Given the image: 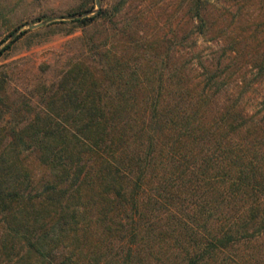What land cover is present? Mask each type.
<instances>
[{
	"label": "trees",
	"instance_id": "obj_1",
	"mask_svg": "<svg viewBox=\"0 0 264 264\" xmlns=\"http://www.w3.org/2000/svg\"><path fill=\"white\" fill-rule=\"evenodd\" d=\"M204 70L127 83L77 60L22 125L0 95V264H264V150Z\"/></svg>",
	"mask_w": 264,
	"mask_h": 264
},
{
	"label": "rangeland",
	"instance_id": "obj_2",
	"mask_svg": "<svg viewBox=\"0 0 264 264\" xmlns=\"http://www.w3.org/2000/svg\"><path fill=\"white\" fill-rule=\"evenodd\" d=\"M95 1L0 0L4 120L22 125L39 113L42 95L77 60L109 74L121 69L120 81L142 84L157 82L156 75L163 82L171 69L187 79L215 69L210 102L237 101L250 115L248 137L260 139L264 150V0H195L202 32L189 8L193 0ZM17 147L19 162L28 164L35 178L48 175L34 148Z\"/></svg>",
	"mask_w": 264,
	"mask_h": 264
},
{
	"label": "water",
	"instance_id": "obj_3",
	"mask_svg": "<svg viewBox=\"0 0 264 264\" xmlns=\"http://www.w3.org/2000/svg\"><path fill=\"white\" fill-rule=\"evenodd\" d=\"M95 3H96V5H98V0H96ZM38 24H40V22L30 23L29 26L34 27V26H37Z\"/></svg>",
	"mask_w": 264,
	"mask_h": 264
}]
</instances>
